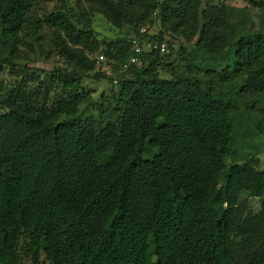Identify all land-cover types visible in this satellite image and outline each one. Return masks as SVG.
Returning <instances> with one entry per match:
<instances>
[{"label":"trees","instance_id":"1","mask_svg":"<svg viewBox=\"0 0 264 264\" xmlns=\"http://www.w3.org/2000/svg\"><path fill=\"white\" fill-rule=\"evenodd\" d=\"M90 1L117 29L157 25L153 40L197 38L208 58L198 69L180 48L165 78L167 54L138 56L93 122L80 114L83 81L101 55L128 63L131 37L102 41L53 11L43 22L76 69L20 76L13 59L35 0H0V66L21 78L0 102V264H264V170L242 157L248 112L264 103V2Z\"/></svg>","mask_w":264,"mask_h":264},{"label":"rangeland","instance_id":"2","mask_svg":"<svg viewBox=\"0 0 264 264\" xmlns=\"http://www.w3.org/2000/svg\"><path fill=\"white\" fill-rule=\"evenodd\" d=\"M204 1H202L203 8L206 6V1ZM261 1L264 2V0ZM225 3L226 5L240 8L246 6L241 0H225ZM98 8L90 0H35L30 8L28 29L22 32L21 43L18 45L15 58L13 59V67L17 74L22 76L24 72H28L44 78L58 68L68 70L75 68L73 63L59 55L55 44V29L43 22L45 16L53 11L68 10L76 18L74 20L77 23H80L83 27H91L102 41L124 37L130 38L132 36V27L125 25L122 29L115 28L109 22L106 15ZM249 11V16H251L260 14L262 10L250 8ZM147 27L150 36L159 33L160 28L157 25ZM165 36L170 41L169 45L172 49L170 53L165 55V62L168 63V66L160 68L161 77L169 78L173 76V72L179 69L181 61L177 57V52L180 48H184V56L187 59V63L198 69L204 65V61L207 60L208 55L204 50L197 47V38L193 42H186L185 39L178 35L165 34ZM101 52L98 51L89 56L92 60H97L100 54H104ZM128 63L121 64L107 58L104 63L98 64L96 62L94 73L104 74L106 78L97 80L93 78L94 73H92L91 77L88 76L84 79L82 86L91 93V99L80 107V114L83 118L94 122V119L100 114L99 104L104 103L107 106L112 98L111 89L113 88L118 93L120 90V77L129 69H124L125 64ZM20 79V77L17 78L16 75L11 74L9 66L3 68L0 66V102L5 98L6 90L16 80ZM58 91L60 92V89ZM55 95H57L56 92L53 97ZM241 97H243V101L246 100L244 95H241ZM246 97L247 101L252 98L250 95ZM104 98L105 100L103 101ZM243 109L245 107L241 106V110ZM241 110L239 109L236 115L237 119L242 117L240 115ZM248 113L249 115L246 117V120L251 132H255L252 134L250 140L246 142L248 150L242 154V157L246 159L254 157L257 169L264 170V103L255 104L254 109ZM240 199L249 202L251 212L256 213L260 211V198L244 192Z\"/></svg>","mask_w":264,"mask_h":264},{"label":"built area","instance_id":"3","mask_svg":"<svg viewBox=\"0 0 264 264\" xmlns=\"http://www.w3.org/2000/svg\"><path fill=\"white\" fill-rule=\"evenodd\" d=\"M131 51L133 55L128 64H125L124 69H128L130 65L137 64L139 57L147 53L168 54L170 52V45L167 42H160L153 40L146 28H141L138 33L131 36ZM106 61L104 55L99 56L98 62L104 63Z\"/></svg>","mask_w":264,"mask_h":264}]
</instances>
